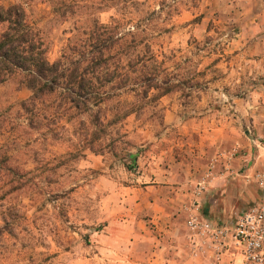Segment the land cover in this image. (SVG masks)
<instances>
[{"label": "rangeland", "instance_id": "374dc122", "mask_svg": "<svg viewBox=\"0 0 264 264\" xmlns=\"http://www.w3.org/2000/svg\"><path fill=\"white\" fill-rule=\"evenodd\" d=\"M126 1L84 0L54 23L53 7L69 0H0L3 7L21 5L36 21L50 62L74 27L95 18L114 23L120 33L136 24L151 45L154 66L184 81L182 89L148 105L147 113L107 128L95 152L83 149L85 118L82 127L76 120L52 126L47 119L30 130L18 114L29 92L15 80L0 85V152L27 180L20 193L0 201V264H131L120 260V233L125 218L139 212L132 192L175 174L177 163L198 162L197 179L210 187L236 178V189L251 190L252 199L233 202L232 214L258 198L264 124L252 122L264 111L257 109L264 108V57H244L242 42L234 44L252 11L234 7L242 0Z\"/></svg>", "mask_w": 264, "mask_h": 264}, {"label": "trees", "instance_id": "16d2710c", "mask_svg": "<svg viewBox=\"0 0 264 264\" xmlns=\"http://www.w3.org/2000/svg\"><path fill=\"white\" fill-rule=\"evenodd\" d=\"M81 1L54 6L51 22L64 21ZM113 24L92 18L85 26L74 27L58 58L50 62L48 41L36 21L19 4L0 5V85L15 80L29 92L18 103L26 128L39 129L47 119L52 126L56 120H76L82 127L85 118L83 149L95 152L107 128L114 130L128 116L147 113L148 105L183 88L184 81H174L154 66L151 45L136 24L123 33ZM105 107L107 113L101 110ZM11 159L0 152V201L20 193L27 183L22 169L7 165Z\"/></svg>", "mask_w": 264, "mask_h": 264}, {"label": "crops", "instance_id": "0c3cea01", "mask_svg": "<svg viewBox=\"0 0 264 264\" xmlns=\"http://www.w3.org/2000/svg\"><path fill=\"white\" fill-rule=\"evenodd\" d=\"M241 2L235 3L234 7L252 13L243 24L242 32L236 36L234 44L242 42L240 46L244 57L262 58L264 57V0ZM261 102L264 103V100ZM257 109L264 110V108ZM252 123H257L259 128H262L264 111L257 114ZM262 131L264 132L263 129ZM234 140L232 136L228 144L231 145L232 142L233 145ZM194 165L198 166V162L177 163L174 165L175 174L166 172L163 177L158 176L161 174L158 170L159 173L157 172L156 175L158 177L151 181L150 186L133 190L132 199L135 202L133 207H138L139 212L133 215L131 213V216L125 218L123 222L120 246L124 254L120 260L131 264H214L211 253L192 258L187 252L185 219L191 203L205 204L203 208L205 214L214 221L226 220L234 210L233 202L240 203V198L252 199L253 192L246 189V186L242 191H239L240 188L236 189L240 186V181L236 178L234 180L227 178L228 180L221 183L214 182L212 184L215 187L212 185L210 187V184L206 185L202 178L197 179L201 170ZM194 183H199L197 186H203L204 190L199 191L197 187L195 192ZM144 216L148 217L147 220H141ZM145 223L149 225L146 226ZM148 227L151 231H148ZM227 261V257H223L221 263L227 264Z\"/></svg>", "mask_w": 264, "mask_h": 264}, {"label": "built area", "instance_id": "2783aa9c", "mask_svg": "<svg viewBox=\"0 0 264 264\" xmlns=\"http://www.w3.org/2000/svg\"><path fill=\"white\" fill-rule=\"evenodd\" d=\"M258 198L226 220H212L192 203L185 219L186 247L192 258L206 253L214 264H264V171L255 180ZM202 187L196 186L195 192Z\"/></svg>", "mask_w": 264, "mask_h": 264}]
</instances>
